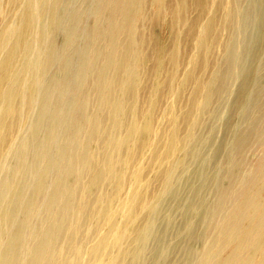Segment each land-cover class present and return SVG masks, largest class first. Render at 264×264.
Masks as SVG:
<instances>
[{
    "label": "rangeland",
    "instance_id": "1",
    "mask_svg": "<svg viewBox=\"0 0 264 264\" xmlns=\"http://www.w3.org/2000/svg\"><path fill=\"white\" fill-rule=\"evenodd\" d=\"M118 1L59 0L51 7L56 14L52 23L57 25V32L48 40L51 49L38 47L33 56L43 58L35 86L40 89L42 100L45 94L50 97H46L44 111L40 112V106H36L31 109L30 117L22 120V136L29 137L37 127L42 129L39 132L42 135L44 126L48 128L47 124L54 119L61 128L55 145L61 149L69 146L66 136L77 123L69 114L80 110L82 105L78 100L98 82L97 73L107 67L105 55L110 34L105 40L93 35L106 27L110 19L113 24L125 20L123 15L114 14L113 7ZM141 1L137 15L141 47L136 58L133 59L134 50L124 53L128 65L117 76L107 75L108 80L113 78L111 97L105 99L106 84H99L93 91L94 102L105 106L109 115L106 120L97 121L102 128L103 143L101 154L92 158L99 168L95 164L90 168L101 172L87 171L80 184L81 191L89 188V203H97L88 219L82 213L72 218L76 223L85 218L89 229L76 235L68 228L62 230L63 241L56 247L60 257L61 246L72 239L74 257L71 261L64 257L71 264H182L183 261L196 264L202 254V247L196 242L227 173L231 148L241 134L264 122V0H241L234 29L222 31L212 51L211 47L200 46V27L208 24L210 11H214L212 15L219 24L232 6L230 0L225 14L216 8L219 0H210L208 6L202 0ZM212 5L215 7L211 8ZM47 18L40 23V30L50 24ZM118 40L125 43L127 37L122 34ZM90 48L101 50L96 63L95 59L85 58ZM211 66L222 70V83L212 82ZM64 70L69 73L66 81L59 76ZM195 77L205 85L213 83L220 91L209 105L206 93L197 91ZM120 92L125 96L122 110L126 113L121 118L123 122L115 127L118 118L110 114L109 106L118 100L116 95ZM54 106H60L59 113L54 111ZM96 112L97 108L92 114ZM197 118L199 123L194 125ZM176 127L179 139L196 133L198 140L190 144L169 143L171 131ZM41 135L37 136L40 140L44 139ZM113 143L118 147L110 150ZM28 149L25 153L30 163L32 148ZM10 157L15 158L11 153L10 160L4 162L2 178L12 171L14 159ZM156 157L162 163L154 162ZM49 158L51 161L52 156ZM46 162L40 163L42 171L47 169ZM169 172L174 177L168 182ZM20 182L16 184L22 190ZM167 183L168 190L163 191ZM16 184L10 195L0 196L10 198L18 194L20 189ZM95 187L96 191L101 188L98 199L93 196ZM46 190L50 194L54 187L48 185ZM81 200L87 203L84 193ZM137 200L143 201L141 210ZM134 213L142 221H137ZM31 256L32 252L26 251L24 260ZM43 264L52 261L47 259Z\"/></svg>",
    "mask_w": 264,
    "mask_h": 264
},
{
    "label": "bare ground",
    "instance_id": "2",
    "mask_svg": "<svg viewBox=\"0 0 264 264\" xmlns=\"http://www.w3.org/2000/svg\"><path fill=\"white\" fill-rule=\"evenodd\" d=\"M58 1L0 0V171L11 153L15 156V158L10 157L12 160L14 159L11 165L12 171L9 169L10 174L6 173V177H0L3 179L0 180V194H9L17 182L23 183L22 190L18 186L20 184H16L20 190H17L18 194H13V197L0 196V264H43L47 259H50L52 264H71L69 261L74 257V253L71 251L72 239L71 243L61 246L60 257L57 256L56 247L59 246L58 242L63 241L64 236L60 237L62 230L68 228L70 232L71 230L75 231L76 235L83 232L85 228L89 229L85 218L79 219L77 223L72 218L75 214L82 213L88 219L97 203V201L89 203V188L87 187L86 192L85 190L81 191L80 184L87 171L91 174L99 172L90 168L93 164L97 169L99 168L98 162L92 159L101 154L102 128L100 129L98 126L99 122L106 120L105 117L109 115V111L106 115L105 106L94 102L96 95L93 91L99 84H106L108 88L105 90V99L111 97L109 89L113 85V78L108 80L107 75L116 74L117 76L120 74L126 64L128 65V60L123 57L124 53L129 54L134 50L132 54L134 59L141 47L137 28L140 16L137 15H140L142 1L119 0L113 7L114 14L123 15L125 20L122 23L113 24V20L110 19L106 27H102L93 35L105 40L106 36L110 34L106 46L108 54H104L107 67L97 73L98 82L94 84L93 88L90 87L86 90L78 100V103L81 102L82 105L80 110L79 108V111L70 110L71 114L68 112L69 115L77 119L72 132L66 136L69 139V146L65 145L62 148L66 149H61L56 146L57 143L55 145L57 136L61 134V128L54 119L49 121L48 128L44 126L43 136L41 133L39 134L42 130H39L40 127L34 131L31 130L34 133H29V137L22 136V120L27 118L31 109L36 106H40V112L44 111L43 107L50 97L45 94L42 100L40 89L36 87L35 81L40 75L43 58L39 56V59L33 56L35 51H39L37 50L39 48L47 51L51 49L48 42L49 37L57 32V25L52 23L56 14L51 7H55ZM202 2L208 6L210 0H202ZM239 2L241 0H230L229 3H232V6L225 14L228 2L219 0L216 8L225 15L222 21L217 24V20L213 16L214 11H210L208 24L200 27L202 30L199 39L201 47L204 45L211 47L210 51H212L222 31L228 32L234 29ZM214 7V5L211 6V8ZM103 12L104 9L101 13ZM45 17H48L47 20L50 19L51 22L48 20L50 24L40 30V23ZM122 34L127 37L125 43L118 40ZM100 55H102L100 49L92 50L90 48L85 58L95 59L96 63ZM94 68L95 64L92 69ZM212 69L214 74L212 82L221 81L222 83L224 81L222 70L219 67L214 68V66H211ZM59 76L60 79L66 81L69 78V73L64 70ZM200 78L195 77L196 88L197 91L206 93L205 98L209 105L220 91L214 87L212 82V84H203ZM116 97L118 100L109 108L110 114L118 118L115 119L117 122L114 125L118 127L123 122L121 118L124 119L126 113L122 110L125 96L123 92H120ZM256 106L254 107L257 108ZM58 108L54 110L57 111L56 113H59ZM95 108H97V112L93 115ZM198 123L199 118L195 120L194 125ZM35 124L34 127L32 125L33 128H35ZM114 126L111 125L112 128ZM19 134L21 138H24L23 140H20ZM39 135L44 139H38ZM198 138L196 133H191L179 139L176 127L171 131L169 143L183 141L185 144H190ZM125 140L124 137L126 143ZM71 141H75L74 145L71 144ZM117 147L118 144L113 143L110 150ZM28 148H32L30 163H28L30 160H27L25 153ZM49 155L52 156L53 162L49 160L51 159ZM246 155H250V157L246 158ZM54 156H57V160H54ZM30 157L28 156V158ZM155 159L154 162L162 163L163 161L158 157ZM44 161L48 162H46L47 169L42 171L40 163ZM34 162H39V164L35 165ZM227 165V173L223 177L222 186L215 193V198L209 207V218L204 224L200 239L196 242L202 247L201 257L196 264H264V122L258 123L247 133L239 136L231 148ZM84 167H88V170H85ZM168 174L169 182L174 176L172 172ZM97 182L100 183V179ZM48 185L54 187L50 194L46 190ZM167 186L168 183L164 186L163 191L168 190ZM100 190L101 188H98L96 191L95 187L93 196L97 199ZM79 193H81L80 199L77 198ZM83 193L87 203L85 200H81ZM75 202L78 203L79 210L76 209ZM136 203L140 206L138 210H141L143 201L137 200ZM44 215H46V220H43ZM134 216L138 217L136 214ZM137 221L142 220L137 218ZM26 251H31L32 256L24 260ZM64 257L70 258L69 261H65ZM182 264H187V262L183 261Z\"/></svg>",
    "mask_w": 264,
    "mask_h": 264
}]
</instances>
